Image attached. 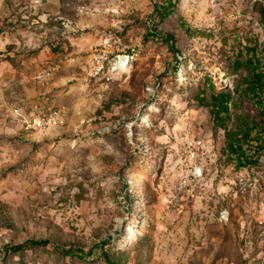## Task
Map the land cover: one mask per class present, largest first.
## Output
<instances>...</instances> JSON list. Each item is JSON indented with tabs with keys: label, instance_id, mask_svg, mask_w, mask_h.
Instances as JSON below:
<instances>
[{
	"label": "rangeland",
	"instance_id": "1",
	"mask_svg": "<svg viewBox=\"0 0 264 264\" xmlns=\"http://www.w3.org/2000/svg\"><path fill=\"white\" fill-rule=\"evenodd\" d=\"M166 1L0 0V264H264V158L198 100L264 56V0Z\"/></svg>",
	"mask_w": 264,
	"mask_h": 264
},
{
	"label": "trees",
	"instance_id": "2",
	"mask_svg": "<svg viewBox=\"0 0 264 264\" xmlns=\"http://www.w3.org/2000/svg\"><path fill=\"white\" fill-rule=\"evenodd\" d=\"M177 3L179 0H167L162 8L155 7L156 14L165 20L177 8ZM256 11L264 27V6L258 4ZM158 35L163 36L170 43L171 50L176 52L172 35ZM259 49L260 44L255 43L254 48L247 49L245 61L235 62V73L239 75V79L234 89L211 91L207 95V91L215 90L214 85L209 83L204 93L198 95L199 104L210 108L215 127L225 132L222 156L238 169L259 166L264 158V56H258ZM242 110L246 111L240 113ZM42 243L43 241H32L34 245ZM15 250H21V247ZM105 257L112 263L107 253Z\"/></svg>",
	"mask_w": 264,
	"mask_h": 264
},
{
	"label": "built area",
	"instance_id": "3",
	"mask_svg": "<svg viewBox=\"0 0 264 264\" xmlns=\"http://www.w3.org/2000/svg\"><path fill=\"white\" fill-rule=\"evenodd\" d=\"M65 115L58 109H43L31 120L27 121V129L31 131H46L64 126Z\"/></svg>",
	"mask_w": 264,
	"mask_h": 264
},
{
	"label": "bare ground",
	"instance_id": "4",
	"mask_svg": "<svg viewBox=\"0 0 264 264\" xmlns=\"http://www.w3.org/2000/svg\"><path fill=\"white\" fill-rule=\"evenodd\" d=\"M198 172V171H197ZM201 173V172H200Z\"/></svg>",
	"mask_w": 264,
	"mask_h": 264
}]
</instances>
